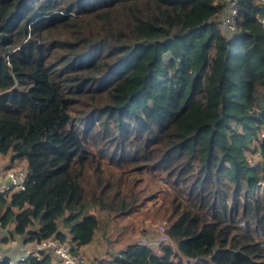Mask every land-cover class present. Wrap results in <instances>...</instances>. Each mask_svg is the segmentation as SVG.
Returning <instances> with one entry per match:
<instances>
[{
    "label": "trees",
    "instance_id": "obj_1",
    "mask_svg": "<svg viewBox=\"0 0 264 264\" xmlns=\"http://www.w3.org/2000/svg\"><path fill=\"white\" fill-rule=\"evenodd\" d=\"M240 5L229 34L213 0H0V153L26 173L0 245L84 247L160 197L171 242L100 264H264V0Z\"/></svg>",
    "mask_w": 264,
    "mask_h": 264
},
{
    "label": "rangeland",
    "instance_id": "obj_2",
    "mask_svg": "<svg viewBox=\"0 0 264 264\" xmlns=\"http://www.w3.org/2000/svg\"><path fill=\"white\" fill-rule=\"evenodd\" d=\"M263 134L264 130L259 132L260 137H263ZM256 144V141L251 143L252 149L248 153L249 162L257 163L260 160L259 152L254 151ZM7 158L0 153L1 162H4L3 159ZM15 165L22 167V163L19 162ZM6 170L4 167L1 171L7 177ZM158 199L156 201L148 200L138 211L119 217L116 221H109L107 225L105 223V233L99 231L94 240L82 248L87 259L97 261L100 264L101 258L111 259L112 251H119L120 248L131 242L160 241L161 234L157 230L158 225L167 224L162 212L156 213V209L162 202V198L159 197ZM157 250H160V246L157 247Z\"/></svg>",
    "mask_w": 264,
    "mask_h": 264
},
{
    "label": "built area",
    "instance_id": "obj_3",
    "mask_svg": "<svg viewBox=\"0 0 264 264\" xmlns=\"http://www.w3.org/2000/svg\"><path fill=\"white\" fill-rule=\"evenodd\" d=\"M213 5L217 7L216 23L218 27L226 33L237 34L240 32V0H213ZM258 21L264 26V12L257 14ZM264 136V134H263ZM260 137V136H259ZM261 138V137H260ZM7 177L10 182L7 185L0 186V191L7 190H23L25 189L26 173L22 167H16L7 170ZM1 226V222H0ZM160 235V243L166 244L170 242V237L166 230V225L160 224L157 228ZM83 246H79L77 242L67 240L59 242L54 239H48L37 243L36 246L20 256L16 261L10 264L26 263L30 264L31 257H40L42 250L51 251L62 264H96L92 260L87 259L82 250ZM5 255L0 252V260H4Z\"/></svg>",
    "mask_w": 264,
    "mask_h": 264
},
{
    "label": "crops",
    "instance_id": "obj_4",
    "mask_svg": "<svg viewBox=\"0 0 264 264\" xmlns=\"http://www.w3.org/2000/svg\"><path fill=\"white\" fill-rule=\"evenodd\" d=\"M4 162L0 161V186H4L9 184L10 180L5 174L2 173V169L5 167H9V159H3ZM2 164V165H1ZM7 171V170H6ZM4 231H1L3 234ZM36 245L27 243L25 244L24 239L22 237H14V239L8 241L7 243H1L0 252H4L7 255H10L13 261H16L20 256L24 255L26 252L32 250ZM93 261V260H92ZM96 264H99L97 261H93Z\"/></svg>",
    "mask_w": 264,
    "mask_h": 264
}]
</instances>
